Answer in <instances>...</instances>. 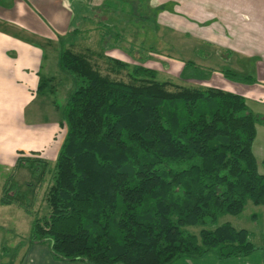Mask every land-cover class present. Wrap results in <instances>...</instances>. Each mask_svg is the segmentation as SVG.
<instances>
[{"label":"trees","instance_id":"obj_1","mask_svg":"<svg viewBox=\"0 0 264 264\" xmlns=\"http://www.w3.org/2000/svg\"><path fill=\"white\" fill-rule=\"evenodd\" d=\"M91 54L59 55L77 87L62 110L66 134L54 163L19 152L15 169L29 179L19 184L11 175L1 187L0 205L32 219L29 245L48 244L55 260L81 264H172L209 253L226 260L260 249L247 230L217 221L248 202L264 205L252 151L264 116L240 95L159 81L156 70L114 58L110 71L128 80L110 79ZM47 176L48 211L39 216L32 206ZM195 226L198 235L186 229Z\"/></svg>","mask_w":264,"mask_h":264},{"label":"crops","instance_id":"obj_2","mask_svg":"<svg viewBox=\"0 0 264 264\" xmlns=\"http://www.w3.org/2000/svg\"><path fill=\"white\" fill-rule=\"evenodd\" d=\"M118 2L126 1L0 0V165L14 167L19 152L24 155L37 153L48 161L56 159L65 137L62 110L66 101L60 107L54 97L63 81L61 79L67 77L59 67V55L65 43L79 44L81 40L78 37H81L86 44L99 47L86 45L91 52L128 65H141L129 62L133 60L114 49L120 46H104L107 35L103 28L110 26L108 15L116 13L114 9L119 6ZM149 4L152 12L165 11V23L174 22L173 12L185 16L183 18L188 25H193L189 22L191 20L197 21L201 28L198 34L189 35L186 23L177 30L189 35L188 40H195L198 47L199 44L214 47L211 54L204 52L209 56L203 53L197 57L199 66L202 60H217L221 64L210 67L213 71L209 74V77L217 75L219 82L207 84L205 88H218L240 95L249 108L250 102L264 104V0H149ZM129 7L128 12L136 14V6L130 4ZM123 32L126 30L121 28L115 35L116 39ZM134 40L132 35L127 42L132 45ZM235 60L246 63L245 69L239 67ZM180 61L179 66L184 71L187 63L191 64L188 60ZM173 62L175 60L171 59L170 67ZM227 68L238 69L234 72L240 76L252 72L255 79L235 85L238 83H231L222 73ZM189 80L202 83L192 81V76ZM16 172L20 174L22 171ZM261 239L263 249L264 235ZM3 247L7 248L5 255L2 254ZM16 250L15 246L12 250L7 247V230L0 226V264H10L9 259L6 263L3 261L5 257L15 255ZM245 258L247 262L250 255ZM185 260L182 258L177 264H188ZM232 260L234 258L213 262L227 264L225 262H234ZM19 264L81 263L55 260L48 244H32Z\"/></svg>","mask_w":264,"mask_h":264},{"label":"rangeland","instance_id":"obj_3","mask_svg":"<svg viewBox=\"0 0 264 264\" xmlns=\"http://www.w3.org/2000/svg\"><path fill=\"white\" fill-rule=\"evenodd\" d=\"M125 1L126 2L123 3L118 2L119 6L114 9L117 14L111 13L110 15H108V18L111 20V24L109 27L106 26L103 28V32L107 35L104 41L105 45L103 44L104 46H107V48H109L111 44L120 46V48L116 47L114 49L120 50L123 55H127L129 59L133 60L129 62L138 63L143 65L144 67H150L156 70L157 80L159 81L169 80L180 86H201V88H205L207 84H217L219 82L217 75L209 77V74H211V72L213 71L210 67L221 65L217 60H202L200 62V66L197 64V62H199L197 57H199L204 52L211 54L212 51H214V47H206L201 44H199L200 47H198V43L195 40H188L189 35H192V33L198 34L200 32L201 28L198 25L197 21L193 22L191 20L189 22L193 25H188L189 23L184 21L183 17L185 16L173 12L171 13V15L173 16L172 20L174 22L165 23L167 18V14L163 13L165 11L159 10L156 12H152V10L149 8V0ZM130 4L136 6V14H130L128 12V9H130ZM119 8H121V10ZM170 9L171 8H169V10ZM132 10L134 9L132 8ZM183 23H186L188 25L190 31L187 32L189 33V35L177 30H181L180 28ZM165 26H168V28H165ZM201 27H204V25H201ZM121 28L123 30H126V33H121L122 36L119 39H116L115 35L119 34ZM132 35L135 37V40L133 44L130 45L127 41H130V36ZM78 38H80L81 40L79 44L69 45L65 43L63 47L71 48L77 52H84L86 50V45L90 48L93 47V44H86L87 42L84 38ZM134 43L136 44L134 45ZM94 47L99 49L97 45H94ZM91 55L92 56H90V61L95 64L99 73L113 80H122L125 82L128 80L125 71H121L117 74L110 71V64L108 63L107 57L96 54L95 52H93V54ZM205 55L209 56L208 54ZM171 59H174L175 62H173L170 67L169 62ZM176 59H181V61L188 60L191 64L188 65L187 63L184 71L179 66V60ZM236 64L239 67H243L245 69L244 64L246 63H243L239 60L236 62ZM230 70L234 72L238 69L231 68ZM247 75L255 79V75L252 72L244 73L241 76L247 77ZM189 76H192V81L202 82L203 84L191 83V80H189ZM226 79L228 81H231V83L233 84L238 83L235 85L241 84L239 83L240 81L231 80L229 78ZM61 80L63 81L58 87L57 93L54 95L57 102L56 104L60 107L77 87V85H75V78L69 73H67V77H64ZM262 103H264V101H262ZM249 106L253 112L264 115V104L254 105L250 102ZM64 131L66 133V128ZM58 136L59 134H57V140L59 139ZM252 151L257 160L258 171L260 173H264V168L261 164V161L264 159V126L261 124L256 125V138L252 146ZM54 161H49V163L53 164ZM18 170L22 172L20 174L17 173V170H15V166L8 167L5 165H0V191L2 185L10 178L11 174L14 176V180L19 184H23L29 179V174L26 170ZM49 183L50 177L47 176L45 182L42 184L43 186L38 189L37 198L32 206L33 211L39 216H44L48 211L46 203L44 201V195ZM31 221V217L17 205H0V226L4 227L7 230V247L11 248V250L14 248V246L17 248L15 255H9L8 257H5L3 263H6V261L9 259L11 260L10 264H19L23 259L25 252L29 247L28 237L30 234ZM223 223H229L238 230H247L249 235L248 240L255 247L260 248L250 255V258L247 262H245V257H240L239 259L234 258V260H232L234 262L225 263L264 264V248L262 249L261 246L263 243L261 236L264 235V206H255L251 202H248L239 215H226L218 219L217 225H221ZM186 229L191 233L198 235L201 227H187ZM183 259H187L185 261H187L188 264H214L213 261H216L217 258L212 253H209L203 258ZM179 260L180 259L174 261L172 264H177V261Z\"/></svg>","mask_w":264,"mask_h":264}]
</instances>
